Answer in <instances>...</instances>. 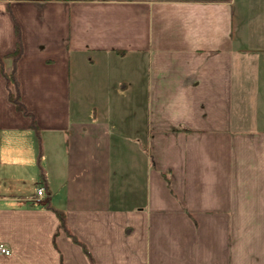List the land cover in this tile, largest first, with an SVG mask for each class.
<instances>
[{
	"label": "crops",
	"instance_id": "1",
	"mask_svg": "<svg viewBox=\"0 0 264 264\" xmlns=\"http://www.w3.org/2000/svg\"><path fill=\"white\" fill-rule=\"evenodd\" d=\"M6 4L40 137L0 65V264H91L56 210L95 264H264V0Z\"/></svg>",
	"mask_w": 264,
	"mask_h": 264
},
{
	"label": "trees",
	"instance_id": "2",
	"mask_svg": "<svg viewBox=\"0 0 264 264\" xmlns=\"http://www.w3.org/2000/svg\"><path fill=\"white\" fill-rule=\"evenodd\" d=\"M3 2H6L5 5L7 12L11 13L10 4L9 2L12 0H0ZM67 2H76V3H92V2H123V3H130V2H140V1H149V0H64ZM155 2H179V3H228L231 2V0H152ZM17 36H18V47L17 50L13 53H10L4 57L0 56V65L2 67V72L6 81L7 89L9 92V101L15 105L17 111L22 113L25 117L31 119L32 121V128L40 137V129L37 126V117L36 114L27 107V105L24 103L22 96H21V88L20 83L18 80V63L21 60L23 56V44L21 41V33L20 29L17 25ZM121 55H124L123 53H120ZM10 64V67H7V64ZM41 159H42V153L39 156V165H41ZM41 167V166H40ZM42 168V167H41ZM42 177H44V174H42ZM58 219H59V231L63 230L66 232L68 237L75 242L76 244L80 245L87 256L89 262L91 264H95V261L91 255V253L88 251L86 246L81 243L73 234L70 233V231L67 228V221H66V214L63 211H55Z\"/></svg>",
	"mask_w": 264,
	"mask_h": 264
},
{
	"label": "rangeland",
	"instance_id": "3",
	"mask_svg": "<svg viewBox=\"0 0 264 264\" xmlns=\"http://www.w3.org/2000/svg\"><path fill=\"white\" fill-rule=\"evenodd\" d=\"M152 1V0H149ZM119 59H113L110 58L109 59V64L112 65V67H116L117 69H119L120 65H119ZM107 65V64H106ZM74 68H76V65H74ZM79 68V67H78ZM77 70L74 69V76H73V89H76V84L78 83V79L79 76L81 75V78L84 82V86L85 88H89V90H92V102L87 103L85 102V106L89 107L92 111V113L95 114V112L101 116L102 110L103 108H105L106 106L109 108V101L103 100L104 99V94L108 97V99L111 98V95L107 94V92L105 93L102 89L104 87H107V85H102V82L104 80V75H102L101 70L96 67L95 69H93L92 67H89V65L87 64V66L85 65L84 67H81ZM79 75H78V74ZM92 74H94L95 76L92 77ZM91 75V77H90ZM78 87V84H77ZM95 91V92H94Z\"/></svg>",
	"mask_w": 264,
	"mask_h": 264
},
{
	"label": "built area",
	"instance_id": "4",
	"mask_svg": "<svg viewBox=\"0 0 264 264\" xmlns=\"http://www.w3.org/2000/svg\"><path fill=\"white\" fill-rule=\"evenodd\" d=\"M38 201H41L46 196V191L44 188H40L37 193ZM0 253L3 255H10V250L3 244H0Z\"/></svg>",
	"mask_w": 264,
	"mask_h": 264
}]
</instances>
